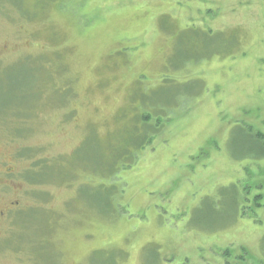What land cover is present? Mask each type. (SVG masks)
<instances>
[{"label":"rangeland","instance_id":"374dc122","mask_svg":"<svg viewBox=\"0 0 264 264\" xmlns=\"http://www.w3.org/2000/svg\"><path fill=\"white\" fill-rule=\"evenodd\" d=\"M8 139L0 264H264V0H0Z\"/></svg>","mask_w":264,"mask_h":264},{"label":"flooded vegetation","instance_id":"af4514ba","mask_svg":"<svg viewBox=\"0 0 264 264\" xmlns=\"http://www.w3.org/2000/svg\"><path fill=\"white\" fill-rule=\"evenodd\" d=\"M13 141L14 139L7 140L6 144L9 146L6 149L7 154H3L0 150V226L4 223L9 225L13 220L26 215L27 203H23L20 199L25 196L27 168L20 167V170H17V162L26 159L17 151L10 149ZM16 180H19V183Z\"/></svg>","mask_w":264,"mask_h":264}]
</instances>
